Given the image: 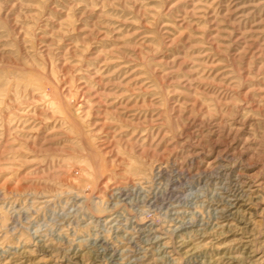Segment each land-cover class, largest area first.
Segmentation results:
<instances>
[{
    "label": "rangeland",
    "instance_id": "1",
    "mask_svg": "<svg viewBox=\"0 0 264 264\" xmlns=\"http://www.w3.org/2000/svg\"><path fill=\"white\" fill-rule=\"evenodd\" d=\"M0 264H264V0H0Z\"/></svg>",
    "mask_w": 264,
    "mask_h": 264
}]
</instances>
